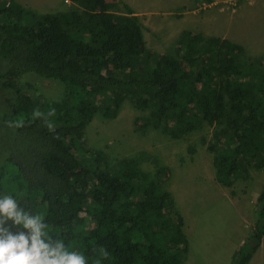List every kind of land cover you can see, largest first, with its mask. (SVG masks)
<instances>
[{"label": "trees", "instance_id": "obj_1", "mask_svg": "<svg viewBox=\"0 0 264 264\" xmlns=\"http://www.w3.org/2000/svg\"><path fill=\"white\" fill-rule=\"evenodd\" d=\"M70 1L40 14L0 0V87L12 92L0 102V195L43 215L53 239L92 264H182L183 218L160 181L167 166L147 151L102 156L83 131L96 113L116 118L123 104L139 134L209 132L216 179L231 186L244 162L264 168V66L237 42L188 30L175 54L152 51L138 7ZM26 74L64 84L62 95L49 99L26 81L28 94L20 83ZM257 208L258 229L232 264H247L259 247L264 186Z\"/></svg>", "mask_w": 264, "mask_h": 264}, {"label": "rangeland", "instance_id": "obj_2", "mask_svg": "<svg viewBox=\"0 0 264 264\" xmlns=\"http://www.w3.org/2000/svg\"><path fill=\"white\" fill-rule=\"evenodd\" d=\"M14 1L19 5L36 7L42 12L57 11L68 5L62 0ZM128 1H132L136 8L138 7L139 11L144 14V19L141 16V21L151 28L149 32L144 30V33L150 49L155 52L163 53L172 48L177 49L179 32L184 23L190 24L194 30L198 31L201 28H198L196 22H201L204 26L211 24L210 18L197 17L191 14V10L196 5V0ZM163 4H166V6L161 7ZM176 14H183L184 16L177 17ZM200 14H209L213 17L217 24L214 31L220 33L221 37L243 44L249 52L264 51V0L260 4L257 2L254 5H243L233 14L220 12L215 7ZM153 31L156 32L154 40L151 37ZM201 31L211 33L208 29ZM183 52V50L180 51V53ZM18 79H21V77ZM26 81L36 86L34 88L36 93H41L49 99L59 98L64 91V84L60 82L44 80L34 74H26L20 80V83L28 94H32L34 90L27 87ZM9 96H12V92L7 88L0 87V102ZM122 108L116 119L112 121L95 119L85 129L84 136L87 147H90V150L95 149L102 156L104 154L105 157L114 158H132L136 157L139 152L147 151L152 155H156L155 157L158 158L159 163L168 168L170 166L168 176L164 172V176H162L164 179H160V181H162L164 188L167 183L171 186L174 185L175 190L173 193L180 206L179 213L181 210L190 224L191 235L195 232L200 233V239H194L192 236L193 242L207 243L216 235H222L228 238L230 244H236L241 237H248L250 228L253 226L254 216L247 208H253L256 203L260 187L264 183V170H250L249 175H246L247 181L237 185L234 191L239 195L240 190H245L240 194L246 199V208L239 206V212L232 209L226 210V208L236 207H233L229 202H225V199L212 186L207 173V168L212 167L213 159V153L206 149V145L210 140L209 132L203 136V139H199L198 136H202L203 133H197L190 135L187 139L176 140L170 139L157 130H149L145 134H139L134 131L133 118L128 113L127 106ZM190 143L194 144L195 149L193 151H190L188 146ZM78 156L80 155L78 154ZM141 165H145L149 171L154 170V164H149L145 160ZM7 188L9 190L13 189L12 186ZM184 194L191 200L186 201V198L182 197ZM185 202L186 206L192 203V208H189L188 212L183 208ZM226 221H235L236 224L225 227L223 223ZM217 249H219V246H217ZM217 249L215 248L216 253H209L204 250L203 254L197 255L196 264H213L215 254L225 258L226 253L221 249ZM250 264H264V244L260 251L254 255Z\"/></svg>", "mask_w": 264, "mask_h": 264}, {"label": "clouds", "instance_id": "obj_3", "mask_svg": "<svg viewBox=\"0 0 264 264\" xmlns=\"http://www.w3.org/2000/svg\"><path fill=\"white\" fill-rule=\"evenodd\" d=\"M3 1L5 2V6L10 5L12 2L19 5L14 0H3ZM62 1L63 2L65 1L68 5L71 4L70 0H62ZM106 1L115 4V6L113 7L114 10L120 9L121 1L127 2L130 5H134L132 3V1H128V0H106ZM179 1H181V0H179ZM262 1L263 0H196V5L191 10V14H193L197 17H208L211 19V24L204 26V24H202L201 22H196L198 28H201L200 31H198V30H194L190 24L184 23L180 32L183 30H188V31H191L192 33H198V32L203 33L201 30L208 29L211 33L204 31L206 34L205 33H203V34L217 36L221 39H228V38L221 37L222 35L220 33H217L214 31L217 24L215 23L212 16H210L209 14H200V13L203 11H206L210 8L215 7L220 12H230L231 14H233L243 5H254L257 2H259V4H260ZM19 6H23V5H19ZM165 6H166V4H163L161 7H165ZM25 8H31L40 14L44 13V12L40 11L39 9H37L36 7H33V6H30V7L26 6ZM139 12H140L138 14L139 16H144V14H142L141 11H139ZM166 15H168V14H166ZM182 15L183 14H176L177 17H181ZM228 40H230V39H228ZM231 41H234V40L231 39ZM234 42H237V41H234ZM237 43L239 45L243 46V48L245 49L246 55L260 58L259 61L262 64V66H264V51L257 50L256 52H249L243 44H241L239 42H237ZM163 53L175 54L176 48H172V49L165 51ZM183 58L184 57H180L179 61L183 60ZM35 76H37V75H35ZM39 78H41V77H39ZM44 80H47V79H44ZM54 100H56V99H54ZM122 107H124L123 104H122ZM122 107H121V110L123 109ZM121 110H120V112H121ZM120 112H119V114H120ZM118 115H117V117H118ZM116 118H114V119H116ZM95 119H100L102 121L114 120V119L106 118V116H104L103 114L101 115L100 113H96L94 115V117L88 122L85 129L88 126H90V124ZM135 125H138V123L133 122V126H135ZM85 129H84L82 135H83V139L85 141L84 143L86 144V140H85V136H84L85 135ZM149 130H153V129H148L147 131H149ZM197 133H199V132H197ZM197 133H194V134L190 133L186 137H183V138L187 139L190 135H195ZM164 135H166V134H164ZM170 139H172V138H170ZM180 139H182V138H180ZM172 140H176V139H172ZM203 143H205V142H203ZM212 144L213 143L211 141V136H210V140L208 141V144L206 145L207 151L213 153V159H212V163H211L212 167L207 168L209 180L211 181L212 186L214 188H216V190L219 192L220 196L223 199H225V202H229L233 207H236V208H226V210L232 209V210H237L239 212L240 207L246 208L247 205H245L246 199H244L243 196L240 194L245 190H240L239 195L237 194V192L234 193L235 189L237 188V185H239L242 182L247 181L246 175H249L250 170L256 169L257 171H262V170H264V168L258 169V168H255V166L250 165L247 162H244V164L247 165L246 170L243 172L245 174H242L241 176H239L235 180V182L232 183L231 186H224L217 181L216 176H215V170L216 169L213 167L214 152H213V150H210L208 148ZM86 146H87V144H86ZM188 146L190 148V151H193V149H195L194 144L190 143V144H188ZM88 148H90V147H88ZM75 153H76L77 157H79L77 154V150H75ZM168 165H169V163H168ZM169 169H170V166H169V168L167 167L168 173H169ZM167 176H168V174H167ZM166 181H167V179H166ZM263 186H264V183L260 187L259 193L261 192ZM165 188L170 191L174 202H176V204H177V207H178L177 209L179 210L180 206L178 205V200L173 193L175 190L174 185L171 186V184L167 183V186ZM172 188H173V190H172ZM259 193H258V195H259ZM182 197H185L186 201L191 200V198H187L185 196V194ZM245 197H246V194H245ZM257 202H258V196H257V200H256V203L254 204L253 208H251V207L247 208L249 210V212H251L254 216L253 226L250 228L249 236H251L252 233L258 229L257 209L259 210V208H257ZM183 208H185L184 210L186 212H188L189 208H192V203H190L188 206H186V202H185ZM180 214L183 218V223H184L183 229L186 232L187 245H188V253L183 257L182 264H187L188 262H190V260L187 262H186V260H187L188 256L191 254L189 242L192 239V236L194 239H198V238L194 237V234L199 233V232H195V233H193V235H191L190 224L186 220V218H185V216L181 210H180ZM83 217H85V216H83ZM9 221H11L10 225L8 224ZM84 222L86 223V221H84ZM13 229L15 231H13ZM248 237H243L242 241L240 242V244L237 247H240ZM260 239L261 240H260L259 247L252 253L247 264H250L254 255H256V253H258V251H260V249L263 247L264 234L261 235ZM192 241H193V239H192ZM237 247L235 248L234 252L237 250ZM101 252L105 258L108 256V253L106 252V250L101 249ZM234 252H233V254H234ZM191 257H192V259H194L196 261L197 255H196V257L195 256H191ZM232 257H233V255H232ZM232 261L233 260L231 258L229 264H232ZM0 264H92V263H91V260H89L85 254H81V253L76 252V251H69L67 249L66 245L63 243V241H61L59 239H53V237L49 234L48 225L44 222L43 215H40V214L32 215L30 212L25 211L19 205L17 199L13 195L3 194V195H0ZM94 264H101V261L95 260ZM236 264H240V263L238 262Z\"/></svg>", "mask_w": 264, "mask_h": 264}, {"label": "crops", "instance_id": "obj_4", "mask_svg": "<svg viewBox=\"0 0 264 264\" xmlns=\"http://www.w3.org/2000/svg\"><path fill=\"white\" fill-rule=\"evenodd\" d=\"M136 13L139 14L140 12L137 11ZM235 224H236L235 221H231V222L230 221H226V222L223 223V225L225 227H230V226H233ZM194 237L199 239L200 238V234L196 233V234H194ZM242 238L243 237H241V239H239V241L237 242L236 245L235 244H230L228 238H225L222 235L221 236L216 235L215 237L210 239L207 243H196V242H193L192 239H191L190 242H189V246H190V249H191V254L188 256L186 262L190 260V262H188L187 264H196L195 260L192 259L191 256H195L196 257V255L203 254L204 250H207L209 253H216L215 248L217 249V246H219V249H217V250L221 249L224 253H226V257L225 258H221L219 256V254H215V258H214L213 264H215V263H218V264H229L230 259L232 258L233 252H234L235 248L242 241ZM225 247H226V250L224 249Z\"/></svg>", "mask_w": 264, "mask_h": 264}, {"label": "bare ground", "instance_id": "obj_5", "mask_svg": "<svg viewBox=\"0 0 264 264\" xmlns=\"http://www.w3.org/2000/svg\"><path fill=\"white\" fill-rule=\"evenodd\" d=\"M58 233H60V232H58ZM61 234H62V232H61Z\"/></svg>", "mask_w": 264, "mask_h": 264}]
</instances>
